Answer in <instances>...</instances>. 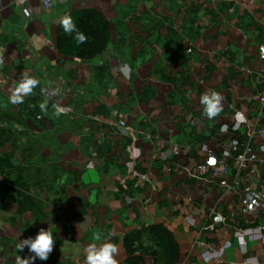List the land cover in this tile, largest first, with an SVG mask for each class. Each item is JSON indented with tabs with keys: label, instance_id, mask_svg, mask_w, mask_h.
Instances as JSON below:
<instances>
[{
	"label": "crops",
	"instance_id": "0c3cea01",
	"mask_svg": "<svg viewBox=\"0 0 264 264\" xmlns=\"http://www.w3.org/2000/svg\"><path fill=\"white\" fill-rule=\"evenodd\" d=\"M27 7L30 18L18 0H0V156H12L33 200L20 212L16 193L0 194V264L34 256L16 246L41 229L55 243L34 264H85L88 248L105 243L116 246V264H127L138 244L126 237L152 225L171 231L178 264H264V242L241 249L233 236L261 224V216L241 215L240 190L264 188V140L254 143L255 163L233 168L231 189L210 172L190 176L206 162L200 146L228 149L219 131L236 111L264 129V0H52L48 9L27 0ZM87 9L110 25L106 49L93 57L60 52L61 19ZM25 79L36 86L12 103ZM213 92L221 111L209 118L202 97ZM231 135L243 139L244 131ZM227 242L221 260L203 259Z\"/></svg>",
	"mask_w": 264,
	"mask_h": 264
},
{
	"label": "built area",
	"instance_id": "2783aa9c",
	"mask_svg": "<svg viewBox=\"0 0 264 264\" xmlns=\"http://www.w3.org/2000/svg\"><path fill=\"white\" fill-rule=\"evenodd\" d=\"M52 0H44V6L49 8ZM18 3L23 9V14L31 17V11L27 7V0H18ZM259 61L264 65V44L258 47ZM260 102H264V97L260 98ZM55 110L62 115L68 114L67 109L55 107ZM240 114L243 119L238 121L237 114ZM232 125H224L220 129V135L229 138L228 149H222L219 153L208 149L206 145L200 146V153L205 157L206 162L196 165L190 176L198 178V175L205 172H210L211 175H219L223 178L220 186L225 189H231L228 180L233 173V168L237 169L238 173L247 170L251 163L257 161V154L254 150V143L259 139L264 140V129L257 130L254 121H250L243 113L236 111L233 116ZM37 120L42 121L41 116H37ZM238 125V126H237ZM244 129V130H243ZM244 131V138L241 139L237 135L234 137L231 134H238ZM259 151L264 155V144H261ZM139 150L133 148V156L138 157ZM212 164V167L210 165ZM213 181V179H210ZM240 213L242 216H261V224L255 228H238L234 232V239L241 249H245L249 242L262 241L264 242V188L258 189L255 184H245L240 190ZM259 229V233H257ZM243 241V243H241ZM232 243L227 242L220 250H206L202 253V257L206 262L211 260H221L227 248L231 247ZM246 261L245 263H250ZM253 264H262L258 261H252Z\"/></svg>",
	"mask_w": 264,
	"mask_h": 264
},
{
	"label": "trees",
	"instance_id": "16d2710c",
	"mask_svg": "<svg viewBox=\"0 0 264 264\" xmlns=\"http://www.w3.org/2000/svg\"><path fill=\"white\" fill-rule=\"evenodd\" d=\"M69 16L75 23L77 31L82 32L86 40L83 44H78L75 39L76 33H66L60 26L57 39L60 52L69 56L86 52L89 57L101 54L106 49L111 35L110 25L102 13L95 9H87L76 11ZM0 176L4 180L0 181V194L4 192V188H8L19 198L18 211L23 212L28 206L31 208L33 200L27 195V182L24 181L19 167L14 166L12 156H0ZM131 240L136 241L138 246L134 251H130L127 264H144L145 257H158L160 264H178L180 261L179 245L171 231L163 225L142 228L126 237L127 242Z\"/></svg>",
	"mask_w": 264,
	"mask_h": 264
},
{
	"label": "clouds",
	"instance_id": "9594fccd",
	"mask_svg": "<svg viewBox=\"0 0 264 264\" xmlns=\"http://www.w3.org/2000/svg\"><path fill=\"white\" fill-rule=\"evenodd\" d=\"M60 23L66 33H76L75 39L78 44H83L85 42V35L77 31L76 25L70 16L62 18ZM36 84L37 81L35 79H25L19 84L16 93L11 97V102H23V96L29 95ZM221 99L222 97L220 94L215 92H213L210 97L206 94L202 97V103L205 106V114L209 118L215 117L221 111ZM40 107L43 109L45 104H41ZM242 119L243 117L238 113L237 120L240 121ZM256 231L259 233V229ZM96 239H99V236H97ZM54 243L55 241L52 233L49 230L41 229L35 236V239H25L17 244V250L23 251L24 247L27 245L29 251L35 253V255L24 259L18 256L16 264H34L37 258L46 261L53 250ZM241 243H243V241H241ZM87 252L85 264H116V261L113 259V254L117 252V248L111 243H105L100 247L93 244L88 248Z\"/></svg>",
	"mask_w": 264,
	"mask_h": 264
}]
</instances>
